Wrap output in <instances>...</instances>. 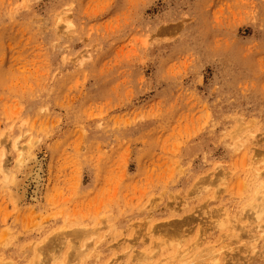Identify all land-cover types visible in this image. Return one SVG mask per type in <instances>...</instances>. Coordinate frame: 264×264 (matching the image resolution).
<instances>
[{"label": "rangeland", "instance_id": "374dc122", "mask_svg": "<svg viewBox=\"0 0 264 264\" xmlns=\"http://www.w3.org/2000/svg\"><path fill=\"white\" fill-rule=\"evenodd\" d=\"M2 169L0 264H264V0H0Z\"/></svg>", "mask_w": 264, "mask_h": 264}, {"label": "bare ground", "instance_id": "6f19581e", "mask_svg": "<svg viewBox=\"0 0 264 264\" xmlns=\"http://www.w3.org/2000/svg\"><path fill=\"white\" fill-rule=\"evenodd\" d=\"M18 146H16L15 145V149H17V151H18V161H17V163H15V164H17V167L20 169V170H22V172L24 173V171H23V168L24 169H26L25 170V174L23 175V177L21 178V179H19V180H17V182H15V179H13V181L10 183V185L11 186H13V188H14V191L12 190V193H13V195H11V197L13 196V198H14V203L15 204H17V203H20L21 202V200H23L24 198V196L26 195V190H27V187L29 186V185H31V184H29L28 186H26L25 185V181L26 180H30V182L29 183H32V185H33V191L31 192V194L32 195H30V196H32V199L35 201L36 199H37V195H38V187H39V174L37 173L38 171L40 172V169L39 170H37V171H34V168L33 167H26V166H28L29 164H31L30 162H33V160L32 159H35L34 158V156H32V155H29L28 153H27V155L26 156H24V153H23V148H17ZM4 153V152H3ZM2 155V154H1ZM34 161H38L37 159H35ZM7 163V162H6ZM36 162H34V164L33 165H36L35 164ZM38 164V163H37ZM40 167V166H39ZM36 168V169H37ZM1 171V170H0ZM1 174H2V176H3V181H4V184L6 185V186H8V179H9V177L10 176H12V174H11V172L10 171H8V169H2V171L0 172ZM22 173V174H23ZM13 177V176H12ZM28 182V181H27ZM26 182V183H27ZM12 198V199H13ZM14 204V205H15ZM261 204L263 205V207H264V203H262V201H261ZM257 207H258V205H257ZM262 207V208H263ZM263 210V209H262ZM255 212V211H254ZM256 212H258V211H256ZM261 212V211H260ZM260 212H259V214H260ZM263 212V211H262ZM262 212H261V214H262ZM258 214V213H257ZM260 217V216H259ZM173 236V235H172ZM78 252V251H77ZM80 253V252H79ZM79 253H78V255H79ZM77 256V255H76ZM44 261V260H43ZM194 263V262H193ZM4 264H6V263H4ZM37 264V263H36ZM39 264H40V262H39ZM158 264H160V263H158Z\"/></svg>", "mask_w": 264, "mask_h": 264}]
</instances>
